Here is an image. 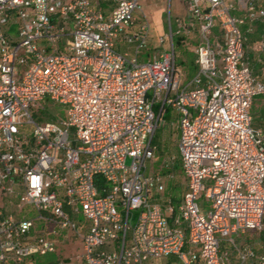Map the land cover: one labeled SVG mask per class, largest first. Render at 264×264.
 Listing matches in <instances>:
<instances>
[{"label": "built area", "instance_id": "1", "mask_svg": "<svg viewBox=\"0 0 264 264\" xmlns=\"http://www.w3.org/2000/svg\"><path fill=\"white\" fill-rule=\"evenodd\" d=\"M144 1L165 5L159 43L169 47L140 61ZM172 2L0 0V264H67L66 240L79 245L69 264L173 254L183 264H227L225 237L264 229V135L250 114L264 80L244 49L245 33L261 25L264 50V0H182L181 16ZM196 26L197 70L183 81L173 37ZM56 104L64 118L46 120L40 109ZM164 107L178 113L186 184L177 209L158 201L164 177L145 166ZM26 206L33 218L20 215ZM239 258L264 264L251 248Z\"/></svg>", "mask_w": 264, "mask_h": 264}, {"label": "rangeland", "instance_id": "2", "mask_svg": "<svg viewBox=\"0 0 264 264\" xmlns=\"http://www.w3.org/2000/svg\"><path fill=\"white\" fill-rule=\"evenodd\" d=\"M143 10L147 16V19L149 21V35H148V44L147 47L144 49H141L139 53V60L145 61L148 58H152L154 56L159 48H168L169 43L168 41H165L164 43H159V38L163 37L168 32V22H167V12L166 7L164 4L156 3L153 1H144L142 3ZM177 5H179L178 0H173L172 2V15L174 16H181L182 15V8L179 7L177 9ZM144 18L142 15H138V23L143 21ZM197 26L190 32V34H176L173 37V44H174V52H175V62L176 67L183 68L185 63L189 64V61L194 57V54L190 49V47H195L198 44V38H199V32L197 30ZM149 54V55H148ZM49 104V103H48ZM55 111L49 112L51 109ZM50 108L40 109V113H42L46 120L48 121H55L57 118H64L65 116V109L61 105H53L50 106ZM176 111L173 108H168L164 111L161 119H159V123L156 128V133L154 135V138L152 140V143L155 144L158 147L161 148H169V140L166 138L168 135L169 129L171 134V143L174 146L177 143L176 139V132H174L173 129L177 128V123L175 121ZM37 114H34V119L37 118ZM29 129V128H28ZM179 157V153H178ZM163 160H165L164 155L159 153L158 148L155 147V153L154 157L150 160H147L145 162L146 170L151 172H158V169L161 167ZM130 159H128V162ZM180 161V158H179ZM167 180L168 177H165ZM175 179V178H174ZM178 188L175 187L172 197H177L179 195V192L177 190ZM205 200L203 197L198 201L201 205L202 201ZM208 207L209 203H206ZM25 214L27 218H33L35 216V213L30 209V206L24 207V209L21 211L20 215ZM132 215L135 214V212L132 211ZM77 220L79 223H84V218L79 215L77 217ZM35 224H39L38 221L35 220ZM65 234V233H64ZM79 245L74 244V242L69 243L67 240L65 242H62L59 244V250L62 253V256L66 257L65 262L69 264V255H71L72 251H78ZM55 255L53 253L47 254L43 259L53 258ZM173 256H167V257H158L151 259L147 262V264H183L181 261L177 260L173 262L172 259Z\"/></svg>", "mask_w": 264, "mask_h": 264}, {"label": "crops", "instance_id": "3", "mask_svg": "<svg viewBox=\"0 0 264 264\" xmlns=\"http://www.w3.org/2000/svg\"><path fill=\"white\" fill-rule=\"evenodd\" d=\"M181 1L182 0H178L179 5H177V9L179 7L182 8ZM262 37L263 27L259 25L253 31L245 33L244 42L245 57L249 62L252 74L256 77V79L261 81L264 80V50L259 49L257 45ZM120 47L122 50H128L130 52L133 51L132 46L123 43L120 45ZM192 49L193 47H190L189 50L192 51ZM176 68L179 71L183 81L190 80L197 70V66L194 62V57L189 61V64L185 63L182 69L179 67ZM250 114L252 117V126L256 129H260L264 135V95H258L253 99V103L250 108ZM154 198L157 199L158 196H155ZM206 203V200L202 201L203 208H207ZM245 248H251L256 255L263 254L264 229L262 231L248 230L243 233L231 234L230 236L225 237L220 244V250L226 252L228 255L227 264H241L239 252ZM187 249H189V245L186 243L184 246V250ZM169 256H173L171 259L173 262L179 260L178 257L174 254ZM51 259L52 258H48L47 260ZM243 264H254V261L249 259Z\"/></svg>", "mask_w": 264, "mask_h": 264}, {"label": "trees", "instance_id": "4", "mask_svg": "<svg viewBox=\"0 0 264 264\" xmlns=\"http://www.w3.org/2000/svg\"><path fill=\"white\" fill-rule=\"evenodd\" d=\"M214 32H217V28L215 29ZM160 106H156L155 109L158 112L159 111ZM167 107H164L161 111V115H160V119L164 113L165 110H167ZM175 121H177V117H178V113H175ZM159 123V122H158ZM174 132H176V139L178 142V138H179V129L178 127L176 129H173ZM156 133V130L153 134V137L151 139V143L152 140L154 138V135ZM170 129L168 132V135L166 136V138L169 140V148H161L156 146L155 144H153L156 148H158L159 153L164 155L165 160H163L161 167L158 169V173L161 174L164 177V191L161 195V198L158 199V201H161L163 203V201L165 199L170 198L172 201V204L174 205V207L177 209L180 201H181V197L182 194L185 190V184H186V178L185 175L183 173V169H182V165H181V161H179V157H178V147H177V143L173 146L171 141V134H170ZM165 177H168V179L166 180ZM175 178V179H174ZM177 187L179 195L177 197H172L174 188ZM201 207H203V204L201 203ZM37 261L40 262H44L45 259L38 257L36 258Z\"/></svg>", "mask_w": 264, "mask_h": 264}]
</instances>
